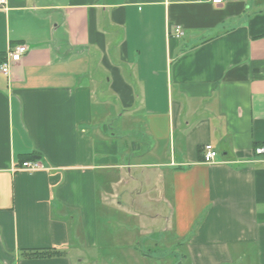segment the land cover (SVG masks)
<instances>
[{
	"label": "crops",
	"instance_id": "0c3cea01",
	"mask_svg": "<svg viewBox=\"0 0 264 264\" xmlns=\"http://www.w3.org/2000/svg\"><path fill=\"white\" fill-rule=\"evenodd\" d=\"M22 44L0 264H264V0H8L0 66Z\"/></svg>",
	"mask_w": 264,
	"mask_h": 264
},
{
	"label": "built area",
	"instance_id": "2783aa9c",
	"mask_svg": "<svg viewBox=\"0 0 264 264\" xmlns=\"http://www.w3.org/2000/svg\"><path fill=\"white\" fill-rule=\"evenodd\" d=\"M215 6H222L224 5L227 0H209ZM8 5V0H0V11L6 9ZM173 34H177L178 36L181 35V31L178 28L172 30ZM29 47L27 45H17L12 48L8 54L2 65L0 66L1 72L9 76L12 66L16 63H19L23 60V58L28 54ZM255 156H264V144L257 146L254 149ZM219 154L214 149L212 145H206L204 148V163L205 164H215L218 162ZM21 169L26 170L28 172H38L42 170L41 165L36 162H24L21 166Z\"/></svg>",
	"mask_w": 264,
	"mask_h": 264
},
{
	"label": "rangeland",
	"instance_id": "374dc122",
	"mask_svg": "<svg viewBox=\"0 0 264 264\" xmlns=\"http://www.w3.org/2000/svg\"><path fill=\"white\" fill-rule=\"evenodd\" d=\"M109 215L111 214H108L107 215V218L103 217L101 219H103V223H106V222H109L110 224H112V219H110L111 217H109ZM109 217V218H108ZM110 227H114V226H110ZM115 228V227H114ZM94 256L93 258L96 259L94 261H90L89 264H114V262L111 261V259H108L106 257L102 258L103 256Z\"/></svg>",
	"mask_w": 264,
	"mask_h": 264
},
{
	"label": "trees",
	"instance_id": "16d2710c",
	"mask_svg": "<svg viewBox=\"0 0 264 264\" xmlns=\"http://www.w3.org/2000/svg\"><path fill=\"white\" fill-rule=\"evenodd\" d=\"M36 159L37 158H39V156L37 155L36 157H35ZM34 158V159H35ZM56 254V252H53V251H51V250H45V251H41V252H34V253H30L29 255L31 256V257H33V256H38V257H50V256H52L53 254Z\"/></svg>",
	"mask_w": 264,
	"mask_h": 264
}]
</instances>
